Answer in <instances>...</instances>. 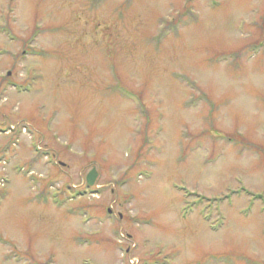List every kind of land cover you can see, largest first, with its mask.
Returning <instances> with one entry per match:
<instances>
[{"label": "rangeland", "instance_id": "1", "mask_svg": "<svg viewBox=\"0 0 264 264\" xmlns=\"http://www.w3.org/2000/svg\"><path fill=\"white\" fill-rule=\"evenodd\" d=\"M0 264H264V0H0Z\"/></svg>", "mask_w": 264, "mask_h": 264}, {"label": "water", "instance_id": "2", "mask_svg": "<svg viewBox=\"0 0 264 264\" xmlns=\"http://www.w3.org/2000/svg\"><path fill=\"white\" fill-rule=\"evenodd\" d=\"M98 177V173L96 168H94L88 175H87V184L89 186H93V184L95 183L96 179Z\"/></svg>", "mask_w": 264, "mask_h": 264}]
</instances>
